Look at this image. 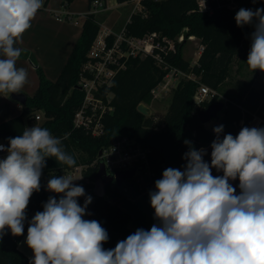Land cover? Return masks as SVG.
Returning a JSON list of instances; mask_svg holds the SVG:
<instances>
[{
    "label": "clouds",
    "instance_id": "clouds-1",
    "mask_svg": "<svg viewBox=\"0 0 264 264\" xmlns=\"http://www.w3.org/2000/svg\"><path fill=\"white\" fill-rule=\"evenodd\" d=\"M256 0H253L255 3ZM43 0H0V94L20 93L28 73L16 66L15 45L31 27ZM238 27L252 25L247 57L250 70L264 72V8H241ZM211 163L206 150L191 146L183 170L166 168L149 193L158 224L137 229L115 248L105 250L108 233L97 220L84 219L92 197L71 175H53L49 197L27 229L30 264H264V128L243 127L236 136L214 127ZM0 240L10 230L23 234L30 198L41 188L47 158L73 168L74 157L61 140L39 126L0 144ZM223 172L214 176L212 169ZM239 180V194L230 181ZM85 197L84 204L78 203Z\"/></svg>",
    "mask_w": 264,
    "mask_h": 264
},
{
    "label": "trees",
    "instance_id": "trees-1",
    "mask_svg": "<svg viewBox=\"0 0 264 264\" xmlns=\"http://www.w3.org/2000/svg\"><path fill=\"white\" fill-rule=\"evenodd\" d=\"M49 0H45L44 5ZM74 0H62V6L68 7ZM92 0H90L91 3ZM106 1V0H105ZM130 0H117L123 4ZM243 3L248 0H239ZM149 15L143 17L135 14L127 24L128 33L142 36L150 31H159L171 39L185 32V37L196 36L202 39L204 51L196 64H192L183 56V43L176 44V51L170 52L166 60L181 69L190 70L199 75L200 81L182 80L173 91L172 99L166 114L159 119L141 113L137 106L141 102L149 104L152 101L151 89L162 80L165 70L147 56L134 57L128 62V67L120 71L114 78L110 91L113 93V114L105 118V133L93 136L84 129L73 126L75 111L80 106L84 93L78 84L80 70L87 60L88 52L100 28V18L94 13H87L82 20V33L74 45L72 52L56 80L46 77L43 69L36 65L39 75V85L33 95H27L26 103L22 104V113L0 122V142L8 146L9 138L22 135L25 128L35 119L41 110L44 121L39 127L48 129L54 137L61 140L63 149L72 155L76 166L92 164L99 156L100 150L111 145L119 136H129L152 149L150 168L154 173L147 184L135 187L125 194L114 189V201L99 197L93 193L92 183L81 180L77 185L85 189V194L92 197L95 215L92 220L100 222L108 233V240L103 244L105 250L115 248L116 244L133 234L136 230L130 228L131 214L120 206L127 197H137L162 178L166 168L183 170L186 161L184 154L189 150L185 141L197 150L208 146L216 139L206 124H203L198 113L218 100L215 95L212 101L197 103L194 100L199 83H204L219 91L230 75L231 63L239 50L244 36L249 33V27H238L235 15L238 10L222 8L213 15L197 10L196 0H153L145 1ZM248 57V55H246ZM34 62V61H33ZM35 63V62H34ZM251 87V85H250ZM249 87L245 93H248ZM246 95V94H245ZM228 101L222 111L221 123L223 134L236 136L243 127H249L254 114L264 118V89L252 90L248 101L242 100L243 95L228 93ZM163 161V162H162ZM74 168V167H73ZM71 169L62 164L47 172ZM97 166L85 171L91 180L95 179ZM148 178V177H146ZM49 197L59 199V195L49 193L43 186L39 192L33 193L26 210V220L22 235L13 236L10 230L0 240V264H30V258L20 250L19 243L27 233L30 219L43 211V204ZM85 197H79L78 203L83 206ZM87 211V209H86Z\"/></svg>",
    "mask_w": 264,
    "mask_h": 264
},
{
    "label": "built area",
    "instance_id": "built-area-1",
    "mask_svg": "<svg viewBox=\"0 0 264 264\" xmlns=\"http://www.w3.org/2000/svg\"><path fill=\"white\" fill-rule=\"evenodd\" d=\"M145 1L147 0L127 1L132 4V8L126 23L121 29H114V27H109L101 21L99 32L91 45L87 60L83 63L80 70L78 84L84 93V97L74 114L73 126L75 128L84 129L93 136H101L105 133V118L115 111V107L112 105L113 93L110 91V87L116 75L120 71L127 69L131 58L150 56L158 66L165 70L162 80L151 89L152 101L165 99L170 93L173 94V91L182 80L200 81L199 75L190 70L181 69L169 63L165 58L170 52L176 51L177 43L184 42L185 45L186 41L195 39V36L186 38L185 33H181L176 39H171L159 31H150L142 36L128 33L127 24L132 21L133 15L140 14L143 17L149 15ZM153 1L158 2L161 0ZM196 3L198 11L209 15H213L222 8L231 10L242 8V2L239 0H196ZM90 8L94 9L91 12L94 14L110 10L105 0H92ZM204 48L205 46L200 44L197 58L192 64H196ZM215 95L220 96L217 90L207 84L199 83L194 100L197 103L212 101ZM219 98L218 100H221ZM222 101L226 103L228 99L226 98ZM146 105L152 109V114L147 116H154L152 106L150 104ZM41 112L39 110L35 115V119L38 121L44 117L43 112ZM262 124H264V120L255 115L249 127L262 128ZM216 126L219 125H211L209 129L214 133L213 129ZM0 144L5 146L3 142H0ZM4 153L6 152H0V157ZM151 154L152 149L149 146H145L129 136H119L111 145L102 149V154L92 164L78 165L64 171L47 172L42 176L40 184L47 190V182L53 175L57 177L71 175L75 180L74 184L77 185L79 181L85 180L93 184V190L95 179L91 180L85 174L88 166H97L98 171L100 160H103L107 173L115 174L118 171L132 169L145 164L146 168L144 170H138L134 178L126 180L122 186L119 187L116 182H113L107 187L104 197L111 202L114 201V189L118 188L119 193L125 194L135 187L145 186L148 182L147 179L149 180L154 176L149 164ZM49 193L60 196V194Z\"/></svg>",
    "mask_w": 264,
    "mask_h": 264
},
{
    "label": "crops",
    "instance_id": "crops-1",
    "mask_svg": "<svg viewBox=\"0 0 264 264\" xmlns=\"http://www.w3.org/2000/svg\"><path fill=\"white\" fill-rule=\"evenodd\" d=\"M44 2L45 0H43L42 8L38 10L35 18L32 20L31 27L23 34L22 39L15 45L16 47L22 49L21 56L17 60L16 66L18 68L26 69L28 73L27 83L21 91L29 95H33L39 85V75L36 69V63L33 62L32 58H34L37 65L43 69L48 79L56 80L66 64L74 45L81 36L82 16H84L90 8V0H74L68 5V7L62 6V0H49L46 5H44ZM106 2L109 5V0H106ZM119 5L121 6L123 4ZM109 7L110 10L108 11H111L112 5H109ZM75 13L81 16L76 19L77 23L74 21H67L73 19L72 15ZM64 15L67 16V20L64 19ZM119 21L120 18L116 19L109 25L107 24V26L118 29L117 25L119 24ZM257 76L259 75L250 79L251 87ZM228 81L229 79L227 78V85ZM236 86L237 87H235L236 90L234 92L228 93L235 96H239V94L240 96L243 95L242 100L244 102L248 101L247 97L252 88L249 87L248 93H245L248 87L239 85V83H237ZM226 98L228 99V96ZM262 101H264V99ZM21 113V102L12 99L10 95L5 98L3 97V94H0V122L20 115ZM255 115L258 116L255 113L254 117ZM262 119L264 120V118ZM262 128H264V124H262ZM203 149L206 150L204 160L210 164L212 151L211 144L203 147ZM61 164L59 166H52L46 162L44 170H51L53 169L52 167L59 168L62 166ZM212 174L214 176H222L223 172H218L215 168H213ZM230 183H232L233 187L236 188L237 194H239V180L230 181ZM154 190L155 186H151L140 193L137 197L124 202L122 208L128 211L132 216L129 223L130 228L134 230H150L153 224L159 223V221L155 219L154 209L150 204L149 193ZM23 239L19 243V248L31 259L33 257L31 252H29L27 248H22Z\"/></svg>",
    "mask_w": 264,
    "mask_h": 264
},
{
    "label": "rangeland",
    "instance_id": "rangeland-1",
    "mask_svg": "<svg viewBox=\"0 0 264 264\" xmlns=\"http://www.w3.org/2000/svg\"><path fill=\"white\" fill-rule=\"evenodd\" d=\"M109 5H112L111 7V11H103L101 13L95 14L98 16V18H100V21H102L105 24H111L113 23L116 19L120 18V21L118 22L119 24L117 25L118 29H121V27L126 23L128 16L130 14L131 8H132V4L130 2L124 3L123 5H119V3L117 2V0H109ZM93 6V5H92ZM94 7V6H93ZM243 8L245 9H252L253 11H255L257 8H264V0H256L255 3H253V0H248L247 2L243 3ZM94 9L93 8H89V10L87 11V13H91L93 12ZM81 16L77 15L76 13L74 15H72L71 20H67V16L64 15V19L67 21H74L76 22L77 18H80ZM84 16H82L83 19ZM77 23V22H76ZM249 27V33H247L244 38L242 39L240 46H239V50L237 52V54L234 56L233 61L231 63V69H230V75L228 77L229 81H228V85L225 84L224 86L218 91L219 92V99L224 100L226 99L228 92L232 93L236 90L235 87H237V83H239V85L242 86H246V87H250L251 85V80L252 78H254L256 75H259L256 77V79L254 80V82L252 83V90H256V89H263L264 88V72L260 71V70H255L252 71L249 69L248 65H247V57L246 55H248L249 51H250V47H251V33L254 31V27L252 25H247ZM185 33V32H182ZM200 44H202V39L200 37H196L193 40H188L186 41L184 47H183V56L185 59L193 62L196 58H197V52L199 50V46ZM32 58V57H31ZM32 60L37 63L34 58H32ZM227 80V79H226ZM172 93L169 94V96L165 99H161V100H153L151 101L149 104L152 106L153 108V114L154 117L159 119L160 117H163L170 105L171 99H172ZM41 112V110H40ZM42 113V112H41ZM220 118L219 119H212L210 122L206 123L207 127H210L211 125H220L221 121V116H222V111L220 112ZM45 117H42L41 120H39L38 122H32L28 128H31L33 126H39V124H41L44 121ZM7 156V152L4 153L0 159L5 158ZM47 164H51L52 166H59L61 163L59 161H57L55 159V157H51V158H47L46 160ZM62 165V164H61ZM54 168H58V167H52ZM90 166H88V168H86L87 171H89ZM44 169L42 171V176L44 175ZM41 176V178H42ZM135 198V197H127L124 200H122L120 202L121 207L124 205V202ZM31 221V219H30ZM26 237L23 239V244H22V248H27L29 250V252H31V255L33 256V252L32 250L27 246V244L25 243L26 241Z\"/></svg>",
    "mask_w": 264,
    "mask_h": 264
},
{
    "label": "water",
    "instance_id": "water-1",
    "mask_svg": "<svg viewBox=\"0 0 264 264\" xmlns=\"http://www.w3.org/2000/svg\"><path fill=\"white\" fill-rule=\"evenodd\" d=\"M10 96L12 99L17 100L22 104L26 103L27 101V95L23 91H20V93H12L10 94ZM225 105L226 103L224 101L216 100L215 102L211 103L208 107L201 109L198 113L200 121L203 124H206L212 119H219V114L221 111H223ZM137 109L145 115L152 114V109L147 106L144 102L139 103ZM101 154L102 150H100L99 152V155ZM145 168L146 165L143 164L141 166H136L132 169L118 171L115 174H108L103 160H100L99 169L95 175V185L93 193L99 197H104L107 192V187L113 182H116L117 186L120 187L126 180L133 179L138 170H144ZM86 213L88 214L84 216V219L92 220L94 218L95 211L94 206L92 204L88 205Z\"/></svg>",
    "mask_w": 264,
    "mask_h": 264
}]
</instances>
